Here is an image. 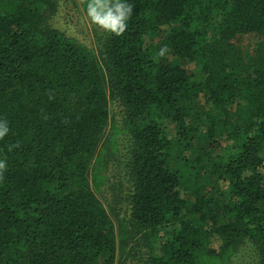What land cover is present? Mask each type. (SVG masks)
I'll return each mask as SVG.
<instances>
[{
  "label": "trees",
  "instance_id": "obj_1",
  "mask_svg": "<svg viewBox=\"0 0 264 264\" xmlns=\"http://www.w3.org/2000/svg\"><path fill=\"white\" fill-rule=\"evenodd\" d=\"M128 2L93 51L48 25L57 0H0V264H264V0Z\"/></svg>",
  "mask_w": 264,
  "mask_h": 264
},
{
  "label": "rangeland",
  "instance_id": "obj_2",
  "mask_svg": "<svg viewBox=\"0 0 264 264\" xmlns=\"http://www.w3.org/2000/svg\"><path fill=\"white\" fill-rule=\"evenodd\" d=\"M76 0H57L56 11L49 18V26L66 37L74 38L81 45H85L89 49L95 51V42L93 38L94 29H99L97 26L91 24L85 15V12L79 8V5L75 3ZM257 38L254 37H241L239 39V46L242 48L251 49L256 43ZM190 72L195 70L193 65L185 67ZM117 106V105H115ZM115 107L114 109H116ZM122 107L117 108V111L122 110ZM235 107H233V111ZM116 110L115 119L121 121V115ZM119 115V116H118ZM121 153L114 158L109 159L107 176L108 181L102 189V193L97 195L101 203L109 210L108 215L113 219V215H117L119 218L126 216L128 212V203L126 197L128 194V185L126 183V168L124 159V146L120 141L119 147ZM264 174V166L261 169ZM215 248L218 244L214 243ZM242 258L248 259V257L239 254L234 264H242ZM251 260V259H248ZM244 264H250L248 261Z\"/></svg>",
  "mask_w": 264,
  "mask_h": 264
},
{
  "label": "clouds",
  "instance_id": "obj_3",
  "mask_svg": "<svg viewBox=\"0 0 264 264\" xmlns=\"http://www.w3.org/2000/svg\"><path fill=\"white\" fill-rule=\"evenodd\" d=\"M84 12L89 22L104 32L120 37L129 27L133 15V6L128 0H86ZM167 47L159 50L157 55L164 57ZM9 133L8 122L0 118V139ZM7 168V161L0 158V179Z\"/></svg>",
  "mask_w": 264,
  "mask_h": 264
}]
</instances>
